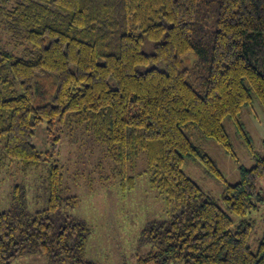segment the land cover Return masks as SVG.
Wrapping results in <instances>:
<instances>
[{"label": "trees", "instance_id": "trees-1", "mask_svg": "<svg viewBox=\"0 0 264 264\" xmlns=\"http://www.w3.org/2000/svg\"><path fill=\"white\" fill-rule=\"evenodd\" d=\"M44 77L55 79V95L34 106L33 85ZM254 97L264 109V0L0 4L3 155L44 163L50 154L37 151L33 138L34 128L46 123L49 139L68 128L94 137L123 192L147 177L168 218L144 231L151 250L137 264H264V229L254 251L255 225L248 218L264 203L258 188L264 158L240 167V181L230 184L185 133L197 130L236 158L224 120L246 136L239 118ZM187 161L222 183L220 200L185 174ZM47 177L44 211L0 213V264L27 254L44 255L51 264H96L85 258L90 226L70 217L54 221L60 208L79 202L61 196L56 161Z\"/></svg>", "mask_w": 264, "mask_h": 264}, {"label": "rangeland", "instance_id": "rangeland-1", "mask_svg": "<svg viewBox=\"0 0 264 264\" xmlns=\"http://www.w3.org/2000/svg\"><path fill=\"white\" fill-rule=\"evenodd\" d=\"M17 1L20 0H0V4L6 8ZM193 58H188V64H192ZM55 90L54 78L38 79L33 85L34 106L51 103ZM239 120L246 136L242 135L233 120H224L236 158L215 142L204 138L197 130L185 131L188 138L217 163L230 184L240 181V167L251 168L257 157L264 158V109L256 97L252 106L242 110ZM34 133L33 143L37 151L50 154L48 160L37 166L7 159L3 155L5 138L0 137V213L12 209L24 210L26 215L44 211L49 201L47 176L56 161L63 178L61 196H73L79 200L77 206L64 205L54 214L56 224L70 217L84 220L90 226L91 235L85 251L88 261L96 264H137L138 258L151 250L144 231L154 221L168 218L165 201L157 191L149 188L148 178H138L133 191L123 192L118 178L112 175V165L105 157V149L89 133L68 128L63 132L57 131L49 139L46 123L37 125ZM57 137H60L59 142L56 141ZM183 170L213 199L218 201L222 198V183L210 178L201 165L187 161ZM258 188L264 195V179L258 182ZM17 200L19 202L15 204ZM248 218L255 225L252 236L255 251V241L261 237L264 229V203ZM13 264L51 263L44 255L27 254L15 259Z\"/></svg>", "mask_w": 264, "mask_h": 264}]
</instances>
